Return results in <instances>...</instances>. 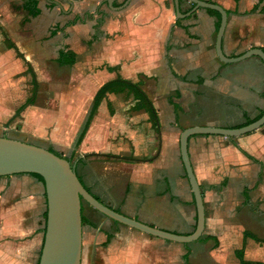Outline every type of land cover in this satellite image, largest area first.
I'll return each instance as SVG.
<instances>
[{
  "label": "crops",
  "instance_id": "obj_1",
  "mask_svg": "<svg viewBox=\"0 0 264 264\" xmlns=\"http://www.w3.org/2000/svg\"><path fill=\"white\" fill-rule=\"evenodd\" d=\"M35 1L39 14L30 17L26 0H0V123L19 116L35 135L45 132L112 210L172 233L193 232L179 135L193 126L238 128L261 116V59L220 60V15L192 11L188 0H178L184 18L173 0ZM202 1L227 13L226 58L264 51V0ZM61 51L74 63H59ZM117 76L140 83L156 122L132 93L118 90L100 102L76 145L96 91ZM187 151L202 194L200 237L164 240L88 205L89 216L81 207L80 264H264V125L235 137L193 135ZM45 211L40 179L0 177V264H38Z\"/></svg>",
  "mask_w": 264,
  "mask_h": 264
},
{
  "label": "water",
  "instance_id": "obj_2",
  "mask_svg": "<svg viewBox=\"0 0 264 264\" xmlns=\"http://www.w3.org/2000/svg\"><path fill=\"white\" fill-rule=\"evenodd\" d=\"M188 1L194 5L192 11L198 8H208L219 13L220 22L215 39V53L220 60L237 62L251 56H257L264 64V51L260 48H251L239 56L226 58L221 47L222 35L227 22L226 11L218 4L202 0ZM173 2L176 15L179 18L189 15V13L181 14L179 12L178 0H173ZM108 5L111 6V0H108ZM92 106L93 101L89 106L88 113L79 132L82 130ZM263 125L264 112L256 120L238 128L193 126L181 131L179 135L180 157L191 188L196 210L195 228L188 235L176 234L144 224L107 207L84 187L73 165L70 164L67 158L63 155H56L49 151L47 147L12 137L0 136V177L14 174H37L41 177L45 191L46 217L38 264H80L82 201L107 218L130 228L164 240L189 243L197 240L203 231L204 209L202 194L188 156V139L196 134L235 137L250 133Z\"/></svg>",
  "mask_w": 264,
  "mask_h": 264
},
{
  "label": "trees",
  "instance_id": "obj_3",
  "mask_svg": "<svg viewBox=\"0 0 264 264\" xmlns=\"http://www.w3.org/2000/svg\"><path fill=\"white\" fill-rule=\"evenodd\" d=\"M27 6L30 7V17H35L37 14H39V10L37 9L36 5V1L35 0H26ZM264 10V7H263ZM212 12L216 13L217 16L219 17V14L213 10H211ZM79 18L74 19L73 21L69 22V24L74 23L75 21H78ZM74 55L71 54L70 52H64L61 51L59 52V56H58V62L61 64H72L74 63ZM110 69V68H109ZM128 91L130 93H132L134 99L139 102L142 103L143 106L145 107L146 111L149 113V115L151 116V118L153 119V121L156 122V116H155V111L151 105V102L148 100V98L146 97V95L144 94V92L141 90L140 88V83L136 82H130L127 80H124L122 78H120L119 76H117L115 79L108 81L106 83H104L95 93L94 97H93V106L92 109L85 121V124L82 128V130L79 132L77 140H76V145H78L82 139V137L84 136L88 124L93 116V114L95 113L96 109L98 108L100 102L106 97V95L108 93H113L116 91ZM32 100L29 101V103H31ZM47 149L53 153H55L58 156H62L60 153H58L57 151L54 150V148L52 146H48ZM67 160L70 162L71 165H73L74 169H75V160L73 159L72 154L69 157H66ZM77 174V173H76ZM33 176H35L36 178L41 180V177L37 174H32ZM78 176V175H77ZM79 180L81 181L80 177L78 176ZM82 183V181H81ZM84 202V201H82ZM44 216L46 217V211L44 213ZM82 223H83V219H82ZM253 239L261 242L263 240H260L259 238H257L255 235H253Z\"/></svg>",
  "mask_w": 264,
  "mask_h": 264
},
{
  "label": "rangeland",
  "instance_id": "obj_4",
  "mask_svg": "<svg viewBox=\"0 0 264 264\" xmlns=\"http://www.w3.org/2000/svg\"><path fill=\"white\" fill-rule=\"evenodd\" d=\"M46 119L47 116H44L43 120L41 118L35 117L31 121L33 122L34 125H36V123L38 125L41 121L45 122ZM38 135L39 134L35 135L31 130H28L26 126H24L23 120L19 116L13 117L7 121L0 123V136L12 137L28 143L40 145L43 147H48V146L53 147L52 142L45 136V132H41V136H43L42 138H40ZM82 210L84 214L89 216L88 211L90 209L87 203L82 202Z\"/></svg>",
  "mask_w": 264,
  "mask_h": 264
}]
</instances>
